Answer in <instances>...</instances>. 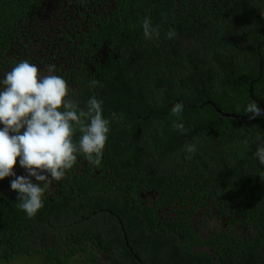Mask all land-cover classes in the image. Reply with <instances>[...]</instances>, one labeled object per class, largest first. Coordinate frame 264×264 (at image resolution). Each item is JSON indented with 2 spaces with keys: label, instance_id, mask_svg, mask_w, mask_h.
Instances as JSON below:
<instances>
[{
  "label": "trees",
  "instance_id": "obj_1",
  "mask_svg": "<svg viewBox=\"0 0 264 264\" xmlns=\"http://www.w3.org/2000/svg\"><path fill=\"white\" fill-rule=\"evenodd\" d=\"M25 59L102 100L110 133L32 218L0 181V264H264V114L217 111L264 105V0H0V78Z\"/></svg>",
  "mask_w": 264,
  "mask_h": 264
},
{
  "label": "clouds",
  "instance_id": "obj_2",
  "mask_svg": "<svg viewBox=\"0 0 264 264\" xmlns=\"http://www.w3.org/2000/svg\"><path fill=\"white\" fill-rule=\"evenodd\" d=\"M141 28L145 39L157 31L147 16ZM166 36L175 38V29H169ZM97 84V80H90L88 86ZM102 105L103 101L93 95L81 107L63 76L51 68L47 75H42L26 59L3 73L0 78V181L12 178L9 187L17 193V208L28 218L43 208L48 185L62 180L78 157L82 156L94 167L101 165L110 133V120L104 117ZM183 110L184 106L177 102L170 111L180 121ZM244 111L255 117L262 109L252 100ZM173 128L184 132L182 122H174ZM77 132L80 135L75 140ZM184 150L191 155L197 146L189 143ZM255 157L264 165V145L256 148ZM17 158L25 175L14 171Z\"/></svg>",
  "mask_w": 264,
  "mask_h": 264
},
{
  "label": "flooded vegetation",
  "instance_id": "obj_3",
  "mask_svg": "<svg viewBox=\"0 0 264 264\" xmlns=\"http://www.w3.org/2000/svg\"><path fill=\"white\" fill-rule=\"evenodd\" d=\"M110 2H112V1H110ZM93 6L94 5H96V3L95 4H92ZM177 5H179V3H177ZM98 6H100V4L98 3ZM105 18H107L108 16H104ZM110 17L112 18L113 16L112 15H110ZM88 33V32H87ZM88 39L89 40H91V37L90 36H88ZM118 40H119V42L121 41V38H118ZM102 42H105V41H102ZM93 46L95 47L96 46V44H93ZM99 54H98V56H96V57H92L93 59H94V65H95V63H96V65L98 64V63H105V62H107V61H109V55L111 54V52H112V48H108V47H106V45H104L103 46V49H100L99 50ZM116 57V56H115ZM47 62V61H46ZM46 64V63H45ZM48 64H49V62H48ZM50 67V66H49ZM93 67V66H92ZM51 185H52V183H51Z\"/></svg>",
  "mask_w": 264,
  "mask_h": 264
},
{
  "label": "water",
  "instance_id": "obj_4",
  "mask_svg": "<svg viewBox=\"0 0 264 264\" xmlns=\"http://www.w3.org/2000/svg\"><path fill=\"white\" fill-rule=\"evenodd\" d=\"M250 95H251L252 99H253L254 101H256V102L258 103V105L260 106V108L262 109V112H261L260 115H263V114H264V105H263L261 102H259V101L253 96V89H252V87H251V89H250ZM214 106H215V105H214ZM217 111L221 114L222 117H233V118L243 119V120H249V119H253V118H256V117L260 116V115L255 116V117H253V116H240V115H235V114L223 113V112H222L220 109H218V108H217Z\"/></svg>",
  "mask_w": 264,
  "mask_h": 264
},
{
  "label": "rangeland",
  "instance_id": "obj_5",
  "mask_svg": "<svg viewBox=\"0 0 264 264\" xmlns=\"http://www.w3.org/2000/svg\"><path fill=\"white\" fill-rule=\"evenodd\" d=\"M18 160H19V158H17V165L14 167V169H15L16 171L21 170V168L19 167V164H18Z\"/></svg>",
  "mask_w": 264,
  "mask_h": 264
}]
</instances>
